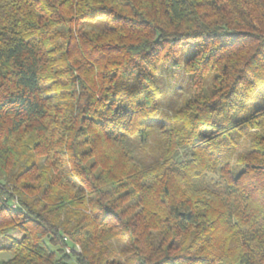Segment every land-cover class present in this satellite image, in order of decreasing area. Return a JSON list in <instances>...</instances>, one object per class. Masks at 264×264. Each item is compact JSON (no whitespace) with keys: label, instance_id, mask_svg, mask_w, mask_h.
<instances>
[{"label":"trees","instance_id":"trees-1","mask_svg":"<svg viewBox=\"0 0 264 264\" xmlns=\"http://www.w3.org/2000/svg\"><path fill=\"white\" fill-rule=\"evenodd\" d=\"M263 96L264 0H0V264H264Z\"/></svg>","mask_w":264,"mask_h":264},{"label":"rangeland","instance_id":"rangeland-1","mask_svg":"<svg viewBox=\"0 0 264 264\" xmlns=\"http://www.w3.org/2000/svg\"><path fill=\"white\" fill-rule=\"evenodd\" d=\"M191 48L192 45L186 46L182 50L181 56L178 58L179 66L171 67L168 70H166V68L162 69L161 71L160 69H158L159 73L156 76L157 82H159L162 86H164L165 84L167 85L166 89L163 90V99L160 101V110H163L166 113L171 114L193 94V89L189 86V76L182 69V64L190 53ZM161 118L166 119L165 115L162 114ZM163 125L167 126L168 122L165 121ZM12 235L14 237L18 236L15 233H13ZM9 257V254L0 253V260H5Z\"/></svg>","mask_w":264,"mask_h":264}]
</instances>
